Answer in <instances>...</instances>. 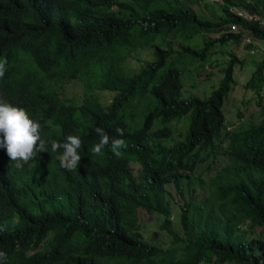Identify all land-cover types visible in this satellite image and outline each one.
<instances>
[{"label":"trees","instance_id":"16d2710c","mask_svg":"<svg viewBox=\"0 0 264 264\" xmlns=\"http://www.w3.org/2000/svg\"><path fill=\"white\" fill-rule=\"evenodd\" d=\"M228 4L264 15V0H223L221 13L211 16L185 0H0V60L8 62L0 86L22 89L15 103L40 122L41 137L64 142L78 135L91 152L88 129L97 120L105 130L120 127L131 134L124 136L126 159H138L144 167L135 181L128 178L126 159L115 162L106 151L102 156L91 152L59 182L27 176L17 189L0 186V251L7 254L0 264H264V229L257 230L264 227V111L261 117L245 118L235 105L229 111L237 108L241 121L229 127L223 110L237 56L229 52V58L223 57L219 84L208 95H181V75L187 70L179 62L185 61L196 76L193 65L207 66L212 52L225 45L230 49L245 35L250 36L246 45L255 38L264 41V28L230 12ZM45 17H58L59 23L43 27L40 18ZM233 21L237 31L230 29ZM158 36L165 45L153 43L154 59L139 72L127 73L126 57L137 58L133 50ZM253 62L245 87L254 89L255 101L264 108V54ZM72 66H80L84 80L80 105L61 95ZM153 78L158 83L148 86ZM96 87L118 90L107 107L90 94ZM148 90L157 104L139 128L128 131L120 108ZM188 111L187 131L167 147L159 136H168L169 122ZM156 117L162 121L152 129ZM224 140L230 161L214 170L207 195L194 201L192 172L207 156L201 150L211 151ZM163 162L184 169L179 175L192 194L185 197L183 191L175 212L157 176ZM252 168L259 177L251 175ZM138 205L162 215L159 229L148 238L139 224L128 221ZM173 215L180 223L177 230ZM162 229L170 235L166 245L158 241Z\"/></svg>","mask_w":264,"mask_h":264},{"label":"clouds","instance_id":"9594fccd","mask_svg":"<svg viewBox=\"0 0 264 264\" xmlns=\"http://www.w3.org/2000/svg\"><path fill=\"white\" fill-rule=\"evenodd\" d=\"M48 23H54V25H57L59 23V19L58 17L55 19L47 17L40 18V24L43 27H46ZM7 63L8 62L6 58L0 60V79H3V77L5 76V73L7 71ZM122 65L125 71L129 69L125 68L124 61L122 62ZM80 70V66H72V74L69 77H65V81L62 82L61 85L66 81L78 79L82 82L83 88L84 80L81 77ZM127 73L130 72L127 71ZM156 83L158 82L153 78L147 85L153 86ZM99 91H107L111 93V99H109L107 102H104L100 97ZM112 91L114 93H112ZM117 93L118 90L115 88L96 87L90 94L94 95L104 107H107L113 101ZM22 94V89H19L18 86H16L13 91H4L0 86V159L3 161L2 177L0 180L1 187L8 189H17L22 186L27 176L37 177L42 181L48 183L59 182L63 179L64 175L67 172H70L77 168L81 163V159L85 156H89L91 152L94 155L102 156L103 151H106L107 155L110 156V158H112L115 162H122L126 159L125 148L128 143L126 142V139H124V136H127L128 138L131 136V134H126L125 130L120 127H114L110 130H105L103 127H99V122L97 120H94L88 129V133H90L91 139L88 147L90 146L91 152L86 151L83 148L84 143L81 137L78 135H69L66 137L64 142H57L55 140L50 142L49 139L44 140L41 137L40 122L32 119L28 110L23 107L17 106V103H15L21 99ZM141 95H138L136 97H140ZM84 97L85 95L83 91V96L79 103L72 99L68 100H72V102L80 105L82 104ZM127 104L128 103L122 105L120 108L122 116L124 107ZM150 110L152 109H149L145 113L142 122L133 128H130L127 122L124 121L126 123L128 131H133L139 128L143 124L145 116ZM171 127V132L168 136H159L161 137V141L164 142L167 147L172 145L174 143V139H176L173 134L175 132L174 126ZM155 128L156 127H153L152 125V129ZM48 148H50L49 153L45 156H41L42 158L40 159L39 153L47 151ZM135 149H137L140 153H144L145 151L144 147H138ZM126 162L129 171L128 178L137 181L144 169L142 162L135 158H128L126 159ZM131 162H138L140 164L139 170L137 171L135 176L132 175ZM220 166H218L217 168H219ZM183 170L184 169L180 168L179 166L168 167L167 162H163L157 173V176L160 177L163 182V196L169 198V201L172 203V208L176 204L177 200L174 196V193L167 185L171 183L175 188V192L181 195L186 188L183 187L184 178L182 179L179 175V171ZM192 174L193 181H196L197 177L195 175V169L193 170ZM251 175L254 177H259L260 172L258 171V169L252 168ZM179 181H181V185L178 188L177 183ZM194 190L195 188L193 187L192 191L194 192ZM67 192L70 193L69 190H67ZM136 207L137 208H135L134 211L139 208H144V206L141 205H138ZM244 225H246V222H244ZM260 227L263 226L258 225L257 229L260 230ZM0 231H3V229H0ZM50 237L51 236H49L48 238ZM0 260H7V254L3 251H0Z\"/></svg>","mask_w":264,"mask_h":264},{"label":"rangeland","instance_id":"374dc122","mask_svg":"<svg viewBox=\"0 0 264 264\" xmlns=\"http://www.w3.org/2000/svg\"><path fill=\"white\" fill-rule=\"evenodd\" d=\"M188 4L191 5L196 11L204 14L206 16L218 15L221 13V6L217 3V0H185ZM221 34L220 32H208L210 37L218 36ZM246 39H242L238 45L233 44L230 47L229 45H225L223 49L212 52V60L206 66H198L197 64L193 65L194 72H196V76L191 71V68L185 61L179 62L178 66L183 71L186 69L187 72L181 75V80L183 82V87L181 88V95L187 96L190 94H198L200 96H206L210 93L211 89L219 84V79L222 75L221 67L224 65L225 58H229V52L234 53L237 56V60L234 64V72L233 78L234 83L230 90L228 91L226 98L223 103V110L225 113L227 125L229 127H233L234 125H238V122L241 119L235 114L237 108H241L243 111V115L245 118L250 116H262L261 113L264 111V108L261 107V104H258L254 98V89L252 87H245V82L248 78H250L251 71L255 67L254 59L256 61H260L263 58L264 54V41L259 38H255L254 42L246 45ZM157 42L161 45H165L163 42V36H158L154 40H151L150 43L143 45L142 47H138L133 50L135 56H127L124 61L125 68H129L127 71L130 73L139 71L147 61L154 59L155 53L153 50V43ZM231 41H228L226 44H231ZM250 45V46H249ZM226 52V50H228ZM224 57V59H223ZM139 58V60H138ZM244 58V59H241ZM241 59L243 62H239ZM169 64V60L162 68L158 71V74H161ZM212 69L211 72L209 70ZM83 88L82 82L80 80H71L66 81L61 85L62 95L67 99H72L79 103L83 96ZM112 93H114L112 91ZM100 97L104 102H107L111 99L112 94L107 91H99ZM246 101V103H244ZM264 104V101H262ZM156 100L153 97L152 93L148 90L145 91L140 97H136L131 100L123 110V117L130 128H133L139 125L145 113L155 106ZM235 105L238 107L231 114L229 110H233ZM191 117V112L183 114L179 118H175L172 120V123L169 122L171 126L174 124L175 132L174 137L180 138L183 136L184 132L187 131V126ZM178 120V121H176ZM184 123V124H183ZM161 124V119L157 117L154 120L153 127H157ZM185 125V126H184ZM225 140L223 143H219V145H215L211 151H208V148L201 150V155L207 153L205 157V162H201L195 167V175L197 177L196 181L193 182L192 186L195 188L194 190V201H199L208 193V178L214 172V170L227 162H229L228 155L224 152ZM140 164L138 162H131L132 175L135 176L137 171L139 170ZM171 191L174 193V196L177 200L176 204L172 208V211L175 212L179 209V204L183 202V197L175 192V188L170 183L167 185ZM185 197H188L190 192L185 188L184 190ZM162 218V215L157 213H152L151 210H146L144 208H139L136 211L132 212L128 221L130 223H136L140 225V229L143 234L147 237V234L152 230H158V222L157 218ZM174 221L173 228L175 230L178 229L180 223L178 222V217L173 215L172 218ZM264 227H260V231H262ZM258 230V229H257ZM159 242L164 244L166 237L170 235L165 231L161 230L159 234ZM148 238V237H147ZM166 245V244H164ZM232 264V263H227Z\"/></svg>","mask_w":264,"mask_h":264},{"label":"built area","instance_id":"2783aa9c","mask_svg":"<svg viewBox=\"0 0 264 264\" xmlns=\"http://www.w3.org/2000/svg\"><path fill=\"white\" fill-rule=\"evenodd\" d=\"M246 2H251L252 0H245ZM217 2H223V0H217ZM228 9L230 12L232 13H236L240 16H243L244 18H246L247 21H257L259 26L264 28V15L261 16L260 15V11H250L247 8H245L244 6H240L238 4H228ZM239 24L236 23L235 21L230 23V29L233 31H237L239 26ZM245 42H248L250 39L249 35H245L244 37Z\"/></svg>","mask_w":264,"mask_h":264}]
</instances>
